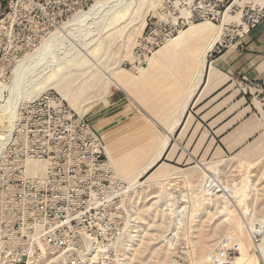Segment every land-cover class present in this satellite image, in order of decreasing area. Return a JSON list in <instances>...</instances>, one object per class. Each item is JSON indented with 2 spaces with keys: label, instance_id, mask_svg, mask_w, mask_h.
Masks as SVG:
<instances>
[{
  "label": "rangeland",
  "instance_id": "obj_1",
  "mask_svg": "<svg viewBox=\"0 0 264 264\" xmlns=\"http://www.w3.org/2000/svg\"><path fill=\"white\" fill-rule=\"evenodd\" d=\"M0 5V89L12 83L17 70L23 72L22 85L47 81L41 93L21 102L16 120L41 96L59 98L72 120L80 117L97 135L96 163L117 176L105 181V191L92 190L91 196L86 189L85 198L49 195L41 203L0 205V264H264V109L244 96L260 130L230 155L208 135L207 117L192 108L158 166L136 179L135 171L158 150L164 125L152 121V107H139L120 93L128 94L130 82L159 63L160 53L154 54L160 49L181 59L186 55L196 67V57L220 31L207 54V61L213 60L235 44L229 47L225 30L228 21L239 19L225 14L191 24V0H0ZM201 23L208 27L201 36L179 37ZM160 24L182 28L143 56L141 42ZM113 93L126 100L108 107ZM12 120L0 129L2 136ZM64 123V138L47 143L48 164H89L93 149L79 153L75 129ZM52 126L61 131L60 121ZM137 151L143 163L133 173L113 166L111 157Z\"/></svg>",
  "mask_w": 264,
  "mask_h": 264
},
{
  "label": "built area",
  "instance_id": "obj_2",
  "mask_svg": "<svg viewBox=\"0 0 264 264\" xmlns=\"http://www.w3.org/2000/svg\"><path fill=\"white\" fill-rule=\"evenodd\" d=\"M191 6V24L207 20L213 22L222 19L225 14L231 18L240 14L239 21H228L231 25L225 30L231 36L229 47L264 21V4L259 5L246 0H191ZM181 28L177 24L156 26L148 38L141 42L145 51L143 56L150 55L164 46ZM240 90L243 94L251 96V101L253 100L258 108L264 109V77L243 84ZM20 111L19 118L15 120L14 135L12 131L8 141L0 149V205L7 207L17 202L34 203V200L35 203H41L48 199L49 195L52 199L74 194L85 198L86 189L93 196L92 190L102 188L105 191L108 189L103 185L105 181L116 180L117 176L110 166L96 163L100 154L97 135L80 117H74L72 120L73 115L59 98L41 96L35 103L26 104ZM54 119L60 121L61 131L52 126ZM66 121L71 122L75 132H78V134L74 132L73 136L79 147L78 152L86 153L93 149L89 164L83 162L74 165L48 164L51 159L48 156L47 143L49 140L59 142L64 138L63 124ZM84 159L83 157L82 160ZM34 165L36 166L33 167ZM110 171L111 177L108 173ZM55 187L62 189L63 192L54 189ZM103 200L99 203L104 202Z\"/></svg>",
  "mask_w": 264,
  "mask_h": 264
},
{
  "label": "crops",
  "instance_id": "obj_3",
  "mask_svg": "<svg viewBox=\"0 0 264 264\" xmlns=\"http://www.w3.org/2000/svg\"><path fill=\"white\" fill-rule=\"evenodd\" d=\"M247 1L258 4L256 0ZM173 55H159V63L145 68L142 77L130 82L128 94L122 90L120 93L139 107H152L151 114L159 125H164L160 127L164 135L183 105L187 104V110L174 134L184 131L190 110L198 109L197 114L207 117L208 135L218 149L224 154L236 153L260 130L257 114L252 105L246 104L240 88L264 77V21L231 48L208 61L197 87L199 74L196 75L191 60L186 55L181 59L178 54L171 59ZM124 100L119 93H113L108 107H117Z\"/></svg>",
  "mask_w": 264,
  "mask_h": 264
},
{
  "label": "bare ground",
  "instance_id": "obj_4",
  "mask_svg": "<svg viewBox=\"0 0 264 264\" xmlns=\"http://www.w3.org/2000/svg\"><path fill=\"white\" fill-rule=\"evenodd\" d=\"M235 18L239 19L237 16ZM225 20H229V19L225 18ZM234 20L232 19V21H234ZM207 28L208 27H207L206 23L193 25L192 28H190L186 32L182 33V35L179 36V37L180 38L181 37H187V36L188 37H190V36L192 37V35L195 36V37H199V36H201L204 33V31ZM219 36H220V31H217L216 33H214L213 36L210 37V40L207 43V45L205 46V48H204L205 51L200 52V55L198 57H196L197 58V64H196V73L197 74L196 75L199 74V80L197 81L196 87L199 85L198 82H200L202 80L203 73H204L205 69L208 67L207 54L212 49V47L218 42ZM176 41H177V39L171 41L168 45H171V44L175 43ZM98 50H100L99 47L94 52H97ZM161 50H163V49H160V51L156 52L154 54V57H155V55L157 53L161 54L162 53ZM154 57H152L151 59H153ZM211 67L212 66L210 65L209 69H211ZM22 75H23V72H21L20 70H17L16 71V76L12 80V83H10V85H5L6 87H4L2 90L0 89V129L1 130L4 129V127H5L4 123L10 122L12 120V118H13V115H14V118H13L11 124H10V128H9L8 132L6 133V135L2 136L0 134V149L8 141V139H9V137L11 135V132H12L13 127L15 125L14 124L15 120H16V114L15 113H16L17 108L24 101L29 100V99L33 98L34 96L38 95L39 93H41V91L44 90L43 86H45L46 83H47V81L45 80L43 83L40 82V83L33 84V82H34V80H33V82H30L32 84H28L27 83L28 85L27 84L22 85L23 82H22V80L20 78V77H22ZM39 75H42V74H39ZM186 110H187V104L183 105V108H181V110H180L179 114L177 115L173 125L167 129L166 134L161 139V143H160L159 148L156 151V153L149 159V161L147 163L142 165V167H140V168L138 167L139 170L135 171V173L137 175L136 179L138 177L143 176L144 174H146L147 172L153 170V168L158 166V164H159L158 161L161 159V157L164 155L166 149L168 148V144H169V142H170V140H171V138H172V136L174 134V131L181 124V122L183 120L182 118L185 115ZM152 121L155 122L159 126L158 121L156 119L152 118ZM117 149L118 148H116V150ZM142 156H144L143 153L142 152L138 153V151H137V153L128 155L127 157L122 158V159L121 158L114 159V157H111L110 159H111L112 164H113L114 167H115V165H117L120 169H122L123 171L126 170L125 172L130 174V173L134 172L133 170L135 169V167L141 165V162L143 163ZM159 173H162V170H159ZM205 187L206 188H210L211 184L209 182H207ZM231 242H233V241H231Z\"/></svg>",
  "mask_w": 264,
  "mask_h": 264
}]
</instances>
